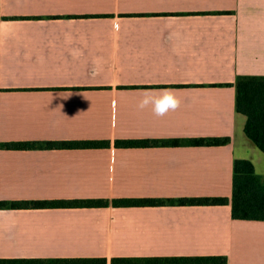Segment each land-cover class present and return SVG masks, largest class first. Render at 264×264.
<instances>
[{
    "label": "crops",
    "instance_id": "obj_1",
    "mask_svg": "<svg viewBox=\"0 0 264 264\" xmlns=\"http://www.w3.org/2000/svg\"><path fill=\"white\" fill-rule=\"evenodd\" d=\"M240 76L264 77V0H0V143L107 141L0 147V200L109 203L0 209V259L224 256L225 264H264V221L233 219L229 204H111L230 199L236 159L249 160L264 184V153L236 110ZM162 88L180 90L178 111L157 118L137 109L142 90ZM198 137L230 141L116 143Z\"/></svg>",
    "mask_w": 264,
    "mask_h": 264
},
{
    "label": "trees",
    "instance_id": "obj_2",
    "mask_svg": "<svg viewBox=\"0 0 264 264\" xmlns=\"http://www.w3.org/2000/svg\"><path fill=\"white\" fill-rule=\"evenodd\" d=\"M17 19V18H14ZM237 112L246 117L244 133L264 153V77L240 76L235 82ZM228 137H198L162 140H117L119 146L192 145L218 146L229 143ZM107 141H20L0 143L5 149H31L39 147H88L106 144ZM108 201L99 199H53V200H0V209L27 208H76L108 206ZM113 207H139L162 205H224L231 207V216L238 220L264 221V184L255 174L253 164L246 159H236L233 164L232 194L227 197H181L162 198H118ZM111 264H225L224 256L196 257H152L145 260L117 257ZM0 264H107L106 258H52V259H0Z\"/></svg>",
    "mask_w": 264,
    "mask_h": 264
},
{
    "label": "clouds",
    "instance_id": "obj_3",
    "mask_svg": "<svg viewBox=\"0 0 264 264\" xmlns=\"http://www.w3.org/2000/svg\"><path fill=\"white\" fill-rule=\"evenodd\" d=\"M69 97L72 94H68ZM183 104L180 90L174 88L145 89L139 93L137 109H150L157 118H163L170 112L178 111ZM62 108V105L59 107Z\"/></svg>",
    "mask_w": 264,
    "mask_h": 264
}]
</instances>
